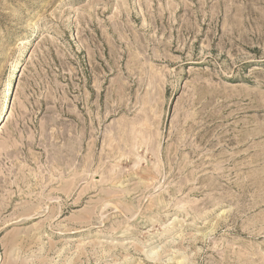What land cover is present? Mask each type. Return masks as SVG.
Wrapping results in <instances>:
<instances>
[{"label": "rangeland", "instance_id": "374dc122", "mask_svg": "<svg viewBox=\"0 0 264 264\" xmlns=\"http://www.w3.org/2000/svg\"><path fill=\"white\" fill-rule=\"evenodd\" d=\"M0 264H264V0H0Z\"/></svg>", "mask_w": 264, "mask_h": 264}]
</instances>
